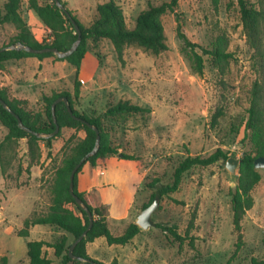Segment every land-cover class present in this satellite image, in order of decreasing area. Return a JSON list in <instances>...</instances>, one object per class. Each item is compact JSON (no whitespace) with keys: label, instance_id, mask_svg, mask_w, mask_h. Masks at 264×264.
Here are the masks:
<instances>
[{"label":"rangeland","instance_id":"rangeland-1","mask_svg":"<svg viewBox=\"0 0 264 264\" xmlns=\"http://www.w3.org/2000/svg\"><path fill=\"white\" fill-rule=\"evenodd\" d=\"M62 1L89 27L97 18L98 5L109 0ZM114 1L122 7L127 27L134 29L141 12L170 0ZM246 1L254 9L261 7L260 0ZM4 3L5 0H0V7ZM22 15L36 39L50 40L49 31L29 7L28 0H23ZM161 21L168 49L159 55L132 46L125 49L120 60L110 40L90 39L88 52L95 55L99 66L90 82L81 80L80 74L76 78L74 67L66 61L51 57L48 60L53 61L52 66L45 60L24 58L3 64L0 87L7 88L11 98L26 100L28 109L39 113L45 110V97L62 92L70 93L74 108L87 115L103 116L121 100L150 108L151 113L131 116L126 122L105 117L103 121L112 145L139 161L147 173L146 182L159 179V185L170 184L176 167L188 155L209 157L221 149L230 158L239 160L245 155L255 156L245 125L251 89L254 82L262 79V62L258 63L248 45L238 0H179L176 12L164 15ZM178 24L203 57L202 76L194 70L191 54L178 36ZM16 34L12 24L0 25V48L9 45ZM220 38L222 46L232 55L227 65L204 52L212 50ZM220 107L225 115L214 125L212 119ZM7 133L0 124V143ZM71 136H75L70 143L73 145L85 133L62 129L61 136L53 142L52 159L42 145V159L35 166L43 172L35 186H31L34 165L30 166L27 139L19 140L12 150L4 152L0 160V205L9 187L20 197L28 192L34 194L38 206L34 212L46 213L51 204L54 167L61 164L63 145ZM258 171L261 181L252 191L254 206L242 221L241 239L234 230L230 197L238 185L239 173L238 169L230 172L227 161L222 159L185 173L179 190L160 199L153 214L155 223L175 228L186 240L180 243L169 231L156 225L147 230L141 228V235L129 248L137 253V263H130L126 254L125 264H249L253 258L264 259V169ZM3 177L8 180V187L2 184ZM151 194L146 188L139 195L131 212L134 221ZM71 208L75 210L74 206ZM0 231V239L4 241L0 243V251L9 250L10 264L20 259L29 261L20 240L5 239L4 229ZM54 236L59 239V234ZM72 242L73 237L69 236L68 244ZM45 253L53 263L60 264V259L48 249Z\"/></svg>","mask_w":264,"mask_h":264},{"label":"trees","instance_id":"trees-1","mask_svg":"<svg viewBox=\"0 0 264 264\" xmlns=\"http://www.w3.org/2000/svg\"><path fill=\"white\" fill-rule=\"evenodd\" d=\"M66 7V3L60 0ZM179 0H170L159 6H152L141 12L136 19L134 29L127 27L123 9L114 0L101 3L97 7V18L89 26L83 25L72 11L67 9L71 17L59 9L55 2L46 0L40 3L39 0H28L29 7L37 14L45 28L49 31L50 40L39 41L33 34L31 27L25 21L22 15L23 0H5L3 7H0V25L12 24L17 34L10 41L9 45L18 42L29 45L35 49L46 47H55L59 51H68L78 38V34L72 23L76 21L82 31V42L78 49L68 58L60 59L53 53L31 54L25 51H5L0 53V68L10 60H20L24 58H55L58 61H66L74 67L76 78L80 74L82 62L88 53V40L94 41L108 39L113 44L120 60H123L124 51L127 47H138L153 55H159L168 49L167 38L161 18L168 14L176 12ZM241 12V21L244 32L247 36L249 47L254 51V57L261 65L260 81L253 84L250 94V107L248 109V119L245 129L249 133L250 142L256 151L255 156L245 155L240 161L238 167V185L230 195L233 211V226L238 237L242 238V221L246 213L254 206L252 191L261 181V175L255 168L254 161L258 157H264V0H260L259 10L250 7L246 0H238ZM178 36L184 43L185 50H189L190 59L193 62L194 70L199 74L204 73V61L202 55L196 51L197 45L192 44L182 32V27L178 24ZM8 46V45H7ZM6 47V46H4ZM3 48V47H2ZM1 49V48H0ZM205 54H210L214 61L221 62L224 65L229 63L232 55L227 53V47L222 46V39L214 45L212 50H205ZM80 82H76L75 96L79 97ZM69 99L73 114L88 123L96 126L101 135V147L97 155L91 157L78 170L74 181V192L89 207L94 216V223L87 236L74 249V255L85 261L75 260L69 256L71 244L89 227L90 220L88 214L83 211L76 203L70 193V175L74 167L87 155L95 146L96 132L88 125L73 118L66 105L61 102L56 106V117L60 132L54 138H40L30 134L19 127L15 115L8 112L0 102V124L4 126L8 133L0 143V160L3 153L13 149L14 145L21 139H27L28 157L31 165H39L42 159V145L48 149V158L52 159L53 142L61 136L62 129L70 128L76 132L83 131L85 137H78L73 145L70 143L75 139L71 136L63 145L64 156L61 164L54 167V175L51 184V204L48 211L43 214L34 212L24 221V226L17 232L20 237H29L30 229L36 225H49L58 231L68 235H62L54 243L44 240L29 241L28 258L29 264H52L53 261L44 252L45 247L54 248V255L60 259V264H105L92 259L87 254V245L100 237H105L109 245H127L142 229L136 223H131L123 234L114 235L107 222L106 208L103 205L92 206L86 199V193L78 189V174L85 164L92 167H105L106 161L111 156H121L123 159H135L131 155L120 153L111 143L108 133L104 127V117L115 122H126L131 116L145 115L152 112L148 107L133 104L128 100H121L116 105L108 108L103 116H94L80 113L74 108L73 96L68 92L53 93L45 97V110L43 113L33 112L28 109L27 101L17 98H11L8 89L0 87V98L22 120L25 126L35 132L42 134H51L56 129V124L52 118V105L61 98ZM225 115L223 107L218 108L213 116L212 122L217 125L219 119ZM68 149V150H67ZM228 161L230 157L223 150L218 149L209 157L200 155H188L176 167L173 180L170 184L159 185V179L153 182H146V188L152 191L148 203L142 206V211L150 206L156 197L160 199L168 197L177 192L180 188L185 173L195 167H209L220 160ZM2 171L5 172V165L1 163ZM75 207V210L71 208ZM157 228L163 231H169L175 240L183 243L186 237L180 235L175 228L165 227L156 223ZM69 236L73 237V242L69 245ZM0 264H9L7 256L0 257ZM109 264H120L114 259ZM249 264H264V259L253 258Z\"/></svg>","mask_w":264,"mask_h":264},{"label":"crops","instance_id":"crops-1","mask_svg":"<svg viewBox=\"0 0 264 264\" xmlns=\"http://www.w3.org/2000/svg\"><path fill=\"white\" fill-rule=\"evenodd\" d=\"M37 40L41 41L38 37ZM48 59L45 58L44 62L54 66L53 61ZM98 68V61L95 55L88 52L80 68V79L84 82H90L94 79ZM31 170V186H35L40 182L38 179L42 176L43 170L35 165L32 166ZM146 177L147 173L142 169L137 159H123L120 155L111 156L107 159L105 167H92L88 163L85 164L78 174V189L80 192L86 193L88 202V199L92 201L89 204L94 207L100 204L106 208L107 222L111 232L114 235H121L131 223H136L132 219L131 212L139 195L146 190ZM2 182L8 187V180L4 177ZM34 196V194H29L28 192L23 197H20L15 193L14 188L9 189L8 187L0 205V230L4 229L5 239L13 237L20 240L26 249L27 257V244L29 241L44 240L54 243L57 241L54 233L59 234V238L64 234L68 235L49 225H36L30 229V238L25 239L18 236L17 231L23 228L24 221L38 208L36 205L37 200ZM140 235L141 233L124 246L109 245L105 237H100L87 245V254L92 259L105 264L111 263L114 259H117L120 264H125V256L127 254L130 263L131 261L132 263H137V253L134 251L130 252L129 248L137 241ZM2 242H4L3 239H0V243ZM45 249H48L50 254L55 252L54 248L51 247H45L44 252ZM8 253L9 250H2L0 251V257H8ZM16 264H29V261L20 259ZM52 264L57 263L54 262Z\"/></svg>","mask_w":264,"mask_h":264},{"label":"water","instance_id":"water-1","mask_svg":"<svg viewBox=\"0 0 264 264\" xmlns=\"http://www.w3.org/2000/svg\"><path fill=\"white\" fill-rule=\"evenodd\" d=\"M53 2L56 3L57 7L59 9H61L62 11H64L68 17H71L70 13L68 12L67 8L65 7V5L60 1V0H51ZM72 23L74 24V27L76 29V32L78 34V38L77 40L74 42V44L72 45V47L68 50V51H59L57 48L55 47H46L43 49H35L29 45H25L22 44L20 42L13 44V45H8L6 47H3L0 49V53L1 52H5V51H25L31 54H43V53H53L55 54L58 58L60 59H65L68 58L69 56H71L80 46L81 42H82V31L79 27V25L76 23V21L74 19H72ZM0 102L1 104L4 106V108L10 112L11 114L15 115V117L18 120L19 123V127L30 133L33 134L37 137L40 138H54L56 137V135L60 132V126L58 125V121H57V117H56V106L57 104L63 102L69 113L73 116L74 119L83 122L84 124L88 125L91 129H93L96 132V142H95V146L94 148L87 154L85 155L82 160L74 167V169L71 172L70 175V193L71 195L74 197L77 205L83 210L85 211L88 216H89V220H90V224L89 227L86 231H84L77 239L74 240V242L71 244L70 248H69V256L72 259L75 260H81V261H85L84 259H81L77 256L74 255V249L76 248V246L85 239V237L87 236L89 230L92 228L93 223H94V216L93 213L91 212V210L89 209L88 205L78 196H76L75 192H74V181H75V176L78 172V170L80 169V167L86 163L91 157L95 156L98 154L100 147H101V135H100V131L98 130V128L90 123H88L87 121L75 116L73 114L69 99L67 97H61L59 99H57L53 105H52V118L54 123L56 124V129L53 133L51 134H42L39 132H35L32 129L28 128L27 126L24 125V123L22 122L21 118L14 113V111L10 108V106H8V104L2 100L0 98ZM240 160L236 159V158H230L227 161V168L229 169L230 172L235 173L236 169H238L239 165H240ZM254 165L255 168L257 170L259 169H264V157H258L256 158V160L254 161ZM160 204V197H156L153 201V203L148 206L147 208H145L138 216L136 224L138 226H140V228L147 230L151 227H154L156 225L155 221L153 220V214L154 212L157 210L158 206ZM92 264H96L94 262H92Z\"/></svg>","mask_w":264,"mask_h":264}]
</instances>
